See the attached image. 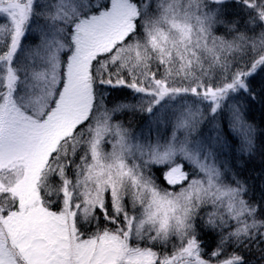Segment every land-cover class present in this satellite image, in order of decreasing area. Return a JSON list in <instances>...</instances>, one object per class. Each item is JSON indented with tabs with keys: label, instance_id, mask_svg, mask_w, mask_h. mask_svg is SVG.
<instances>
[{
	"label": "snow or ice",
	"instance_id": "6c2138e0",
	"mask_svg": "<svg viewBox=\"0 0 264 264\" xmlns=\"http://www.w3.org/2000/svg\"><path fill=\"white\" fill-rule=\"evenodd\" d=\"M0 264H264V0H0Z\"/></svg>",
	"mask_w": 264,
	"mask_h": 264
}]
</instances>
